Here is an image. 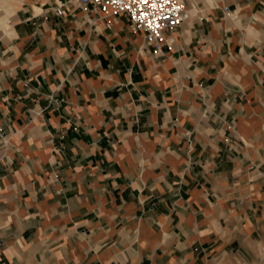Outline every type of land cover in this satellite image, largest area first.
Wrapping results in <instances>:
<instances>
[{
    "label": "crops",
    "instance_id": "0c3cea01",
    "mask_svg": "<svg viewBox=\"0 0 264 264\" xmlns=\"http://www.w3.org/2000/svg\"><path fill=\"white\" fill-rule=\"evenodd\" d=\"M186 1L0 0V264H264V0Z\"/></svg>",
    "mask_w": 264,
    "mask_h": 264
},
{
    "label": "built area",
    "instance_id": "2783aa9c",
    "mask_svg": "<svg viewBox=\"0 0 264 264\" xmlns=\"http://www.w3.org/2000/svg\"><path fill=\"white\" fill-rule=\"evenodd\" d=\"M67 6L97 13L108 27L110 19L125 17L131 31L141 34L156 55L163 53L166 35L178 30L189 17L186 0H61L55 15L63 17Z\"/></svg>",
    "mask_w": 264,
    "mask_h": 264
},
{
    "label": "rangeland",
    "instance_id": "374dc122",
    "mask_svg": "<svg viewBox=\"0 0 264 264\" xmlns=\"http://www.w3.org/2000/svg\"><path fill=\"white\" fill-rule=\"evenodd\" d=\"M189 3H192V0H190L189 1ZM187 9H188V12L190 13V14H192L193 12H191V7L190 6H187ZM188 21H186L185 23H187Z\"/></svg>",
    "mask_w": 264,
    "mask_h": 264
}]
</instances>
